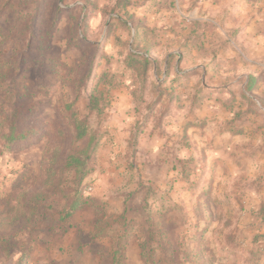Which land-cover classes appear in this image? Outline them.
I'll return each mask as SVG.
<instances>
[{
    "label": "rangeland",
    "instance_id": "rangeland-1",
    "mask_svg": "<svg viewBox=\"0 0 264 264\" xmlns=\"http://www.w3.org/2000/svg\"><path fill=\"white\" fill-rule=\"evenodd\" d=\"M0 33V115L20 108L51 124L22 149L0 146V264L21 254L26 264H111L117 245L121 264H243L245 175L231 181L228 166L209 164L208 150L222 146L221 131L238 135L237 147L244 133L264 135V0H0ZM193 39L202 57L209 49L226 56L208 80L228 85L217 108L206 102L201 71L180 73L199 63L185 47ZM132 49L151 60L143 85L123 63ZM251 65L259 68L247 95L242 75ZM78 93L77 111L101 145L83 204L62 219L74 176L64 158L85 144L66 122L64 105ZM90 93L100 120L88 110ZM52 151L56 180L44 190L41 165ZM259 206L264 216V199Z\"/></svg>",
    "mask_w": 264,
    "mask_h": 264
},
{
    "label": "trees",
    "instance_id": "trees-1",
    "mask_svg": "<svg viewBox=\"0 0 264 264\" xmlns=\"http://www.w3.org/2000/svg\"><path fill=\"white\" fill-rule=\"evenodd\" d=\"M57 14L62 10L58 7ZM56 14V15H57ZM23 22L24 26L28 25V15L19 13L17 15ZM56 18V16H55ZM83 19V23L86 22ZM136 33V31H135ZM1 36V33H0ZM124 65L137 75L141 85L146 82L148 68L150 67L151 60L147 56V53L136 52L135 50H129L127 55L123 59ZM250 82L254 83L255 78L249 76V82L246 86V90L250 91L253 87L249 85ZM100 94V93H99ZM80 93L68 103H65V109L68 112L66 116V122L71 130V138L74 141L84 140V146L73 153L67 154L64 158V167L72 170L74 173L72 179V186L70 188L69 200L67 205L64 206L61 211V218L65 219L70 217L75 210H77L82 204L81 189L84 185V180L89 172L93 169V159L97 149L101 145V136L91 129L89 125L88 116H80L76 101ZM88 110L90 112H96V117L101 119L102 108L99 105L98 96L90 93L88 95ZM38 112L25 113L20 108H15L9 116L0 115V146L5 149L20 148L32 144L42 139L51 127L50 122L44 116H39ZM57 156L52 151L45 158L41 165V174L39 176L40 184L44 190H48L54 184L56 177V164ZM14 218L19 217L22 212L21 203L17 204L13 211ZM123 247L117 245L112 252L111 264H121L123 260ZM13 264H26V255L21 254Z\"/></svg>",
    "mask_w": 264,
    "mask_h": 264
},
{
    "label": "crops",
    "instance_id": "crops-1",
    "mask_svg": "<svg viewBox=\"0 0 264 264\" xmlns=\"http://www.w3.org/2000/svg\"><path fill=\"white\" fill-rule=\"evenodd\" d=\"M159 22V21H158ZM163 23L165 21L163 20ZM162 22H159L158 26H160ZM164 25V24H163ZM255 22H253V25L248 27L247 32H251L255 30L254 27ZM195 37V36H194ZM252 39V38H251ZM197 41L193 39V41L190 40L189 43L186 44L187 50L191 51V54H189V57L191 55H197L200 57L198 60L199 63L197 64H191L190 67L187 66L185 69L182 68L180 73L189 72L194 68H197V70L201 71L202 74V83L204 87V94L206 98V102L209 103L212 99V103H215L216 105L214 107L217 108V105H220V103L224 100V97L228 94V92H225V88L228 85L218 83L216 81L219 80L220 77L216 76L215 83H210L208 80L212 76L210 74L211 70H220L221 67L224 65L223 61H225L226 56L222 54V52H212L211 49H209V45L206 43L207 46L206 49H209V53L205 54L202 57V53L198 51ZM178 53L182 54V51H178L177 49H174L172 53ZM262 52H258L260 54ZM202 54V55H201ZM215 55L217 58H215ZM228 56H233V66L228 65V70L231 72L235 71V56L236 54L233 52H229ZM205 57V58H204ZM217 59V63H213ZM194 66V67H193ZM232 66V67H231ZM193 67V68H191ZM239 67L240 63H239ZM259 68L257 65H251L249 67L248 73H243L242 77H244L243 80V86L245 85V88L249 82V76L254 77L255 81L257 79L258 71H255V69ZM209 68V70H208ZM244 68V67H243ZM258 70V69H257ZM177 71V70H176ZM209 71V72H208ZM230 72V73H231ZM175 73V72H174ZM231 76V75H230ZM235 80V79H234ZM250 91L254 89L255 83H251L249 85H252ZM224 88V89H223ZM247 91V90H246ZM248 95V91H247ZM216 96H224L222 101L217 100ZM209 98H212L209 100ZM215 100V101H214ZM213 105V104H212ZM210 107V106H209ZM214 110V109H213ZM212 109H209V115L212 113L215 114L216 111H213ZM218 110V109H217ZM217 118H220V121L222 118H224L223 111L218 110V113L216 115ZM210 118V117H209ZM209 130V129H208ZM210 131V130H209ZM209 131L206 133L207 136H209ZM229 131V130H228ZM228 131H221L219 136V141L221 142L222 146H219L218 144H215L214 147L209 146V164L216 165L218 168H221L222 165H226L230 169V179L231 181H234L235 178L239 179L240 174L245 175V178H242L243 182H245V185H243V199L246 201H249V206H246V209L243 210L241 220L239 221L240 228L243 229V240L245 243H242V245L245 247V251L247 253L246 257L243 259V264H264V216H262L261 213H259V203L261 199H264V140L263 138H252V136H264L262 133H256L249 131L246 134L244 133V141L242 146L237 147L236 143L240 138L238 135L232 136L230 138L231 134ZM246 132V131H245ZM230 135V136H229ZM227 137L230 139L228 140ZM230 141H232L230 143ZM225 142V143H224ZM225 145V146H223ZM229 147V148H228ZM239 154H243L241 162L242 167L248 170V172L241 173L238 169V165L234 161L237 157H239ZM237 160V159H236ZM241 178V177H240ZM244 184V183H243ZM228 194L233 195L235 194V190L228 189ZM217 194H219L218 191ZM223 192V191H222ZM240 193V192H239ZM238 193V194H239Z\"/></svg>",
    "mask_w": 264,
    "mask_h": 264
}]
</instances>
